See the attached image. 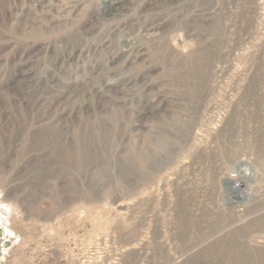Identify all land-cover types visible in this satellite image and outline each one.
I'll return each mask as SVG.
<instances>
[{"label": "rangeland", "instance_id": "374dc122", "mask_svg": "<svg viewBox=\"0 0 264 264\" xmlns=\"http://www.w3.org/2000/svg\"><path fill=\"white\" fill-rule=\"evenodd\" d=\"M106 1L0 0V264H258L264 0Z\"/></svg>", "mask_w": 264, "mask_h": 264}, {"label": "bare ground", "instance_id": "6f19581e", "mask_svg": "<svg viewBox=\"0 0 264 264\" xmlns=\"http://www.w3.org/2000/svg\"><path fill=\"white\" fill-rule=\"evenodd\" d=\"M106 5L109 8L108 10L112 11V10H117V8L119 7L120 4L118 1L109 0V1H106ZM81 150L83 151V149H81ZM76 153H78V152H76ZM77 158H80L79 155ZM127 158H129L130 160L132 159V158H130V156ZM78 160H80V159H78ZM82 161H83V156H82ZM224 183H225L224 185H225L226 191L229 194L235 195L234 197L246 198V196L248 195L247 192L244 190L245 185L247 184V180H246L245 176L238 175V177H235V178L234 177H227V178L225 177ZM0 211H1V209H0ZM258 254H259V256L254 257L255 261L258 264H264V251L263 252L260 251V252H258ZM242 263L243 264H251L252 262H250L249 259H244L242 261ZM240 264H241V262H240Z\"/></svg>", "mask_w": 264, "mask_h": 264}]
</instances>
